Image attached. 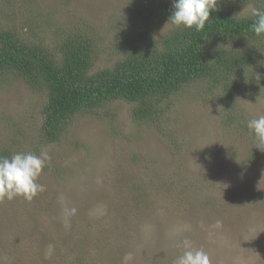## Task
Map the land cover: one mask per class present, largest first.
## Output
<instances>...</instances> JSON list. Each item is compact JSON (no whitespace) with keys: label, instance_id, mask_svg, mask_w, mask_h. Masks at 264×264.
<instances>
[{"label":"rangeland","instance_id":"1","mask_svg":"<svg viewBox=\"0 0 264 264\" xmlns=\"http://www.w3.org/2000/svg\"><path fill=\"white\" fill-rule=\"evenodd\" d=\"M134 2L156 0H0V31L52 49L57 32L76 30L94 43L95 71L116 60ZM172 28L163 19L153 36ZM261 57L250 92L222 99L192 83L141 123L115 99L77 112L50 142L45 93L0 75V151L50 157L37 179L45 191L0 201V264H175L185 239L210 264H264V149L246 126L264 115Z\"/></svg>","mask_w":264,"mask_h":264},{"label":"trees","instance_id":"2","mask_svg":"<svg viewBox=\"0 0 264 264\" xmlns=\"http://www.w3.org/2000/svg\"><path fill=\"white\" fill-rule=\"evenodd\" d=\"M248 4L264 10V0H218V11L210 12L202 31L173 26L154 37L155 24L170 19L173 1L134 2L118 22L116 60L95 71L94 43L76 30L57 32L52 49L0 31V75L20 78L45 93L41 129L47 142L55 141L61 126L77 112L115 99L133 103L135 121H154L161 103L192 83H204L222 99L254 89L258 75L248 70L258 69L252 65L264 56V36L253 33L249 8L240 7ZM0 157L10 158L8 150L2 149ZM119 209L117 202V218L124 212Z\"/></svg>","mask_w":264,"mask_h":264},{"label":"clouds","instance_id":"3","mask_svg":"<svg viewBox=\"0 0 264 264\" xmlns=\"http://www.w3.org/2000/svg\"><path fill=\"white\" fill-rule=\"evenodd\" d=\"M217 5L218 0H173L169 21L174 27L194 28L199 32L211 20L210 12L218 11ZM247 17L252 19L253 33L264 36V10L250 7ZM246 126L257 141L256 147L264 149V115L248 120ZM49 160L46 152H41L40 155L16 153L11 158L0 157V201L12 200L18 196L31 201L38 192L45 191V186L37 183V179L45 167V162ZM178 246L184 251L175 264H210L208 254L194 248L188 239Z\"/></svg>","mask_w":264,"mask_h":264}]
</instances>
